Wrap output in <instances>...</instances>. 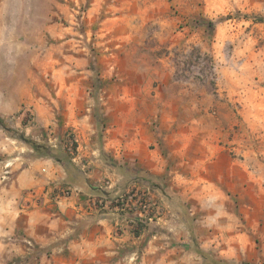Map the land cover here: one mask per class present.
Segmentation results:
<instances>
[{
	"label": "rangeland",
	"instance_id": "374dc122",
	"mask_svg": "<svg viewBox=\"0 0 264 264\" xmlns=\"http://www.w3.org/2000/svg\"><path fill=\"white\" fill-rule=\"evenodd\" d=\"M159 85L178 154L133 181L166 201L161 264H264V0H0V196L41 158L20 136L68 161L72 122Z\"/></svg>",
	"mask_w": 264,
	"mask_h": 264
},
{
	"label": "crops",
	"instance_id": "0c3cea01",
	"mask_svg": "<svg viewBox=\"0 0 264 264\" xmlns=\"http://www.w3.org/2000/svg\"><path fill=\"white\" fill-rule=\"evenodd\" d=\"M163 87L152 96L149 87L138 86L136 95L122 87L121 96L105 99L102 120L92 126L84 116L71 123L75 152L68 161L40 158L17 172L13 195L0 196L1 260L9 252L11 260L28 256L32 264H161V230L173 227L165 221L166 201L152 182L133 178L171 172L170 156L178 154L159 149L177 136L149 126L156 118L173 123L176 101L161 96ZM67 186L72 192L60 196ZM133 194L153 208V221L143 229L115 204Z\"/></svg>",
	"mask_w": 264,
	"mask_h": 264
},
{
	"label": "built area",
	"instance_id": "2783aa9c",
	"mask_svg": "<svg viewBox=\"0 0 264 264\" xmlns=\"http://www.w3.org/2000/svg\"><path fill=\"white\" fill-rule=\"evenodd\" d=\"M72 188L67 186L61 190L60 196H68L70 192H72ZM97 204L103 205L102 201H97ZM115 204L117 208L128 214L130 217H133L135 222H152L153 215L150 212L149 202L144 198V196H140L139 194L133 195H123L117 197L115 199Z\"/></svg>",
	"mask_w": 264,
	"mask_h": 264
},
{
	"label": "trees",
	"instance_id": "16d2710c",
	"mask_svg": "<svg viewBox=\"0 0 264 264\" xmlns=\"http://www.w3.org/2000/svg\"><path fill=\"white\" fill-rule=\"evenodd\" d=\"M3 126H4V120L0 118V127H3ZM20 137L21 139L26 141L28 144H30L33 147V149H35V151L41 155V158H53L50 156V153L45 146L37 145L35 142L25 139V137L23 136H20ZM60 161L63 162L61 159ZM137 225H138L137 226L138 229H141L142 227L146 226L145 224L141 222H138Z\"/></svg>",
	"mask_w": 264,
	"mask_h": 264
}]
</instances>
